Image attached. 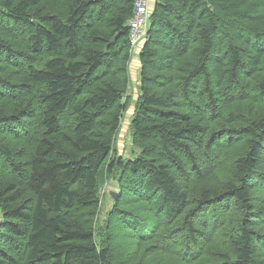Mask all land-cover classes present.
Here are the masks:
<instances>
[{
  "label": "trees",
  "instance_id": "obj_1",
  "mask_svg": "<svg viewBox=\"0 0 264 264\" xmlns=\"http://www.w3.org/2000/svg\"><path fill=\"white\" fill-rule=\"evenodd\" d=\"M39 2L0 0V264H264V0H155L134 158L112 156L134 0ZM105 167L121 194L94 225Z\"/></svg>",
  "mask_w": 264,
  "mask_h": 264
},
{
  "label": "rangeland",
  "instance_id": "obj_2",
  "mask_svg": "<svg viewBox=\"0 0 264 264\" xmlns=\"http://www.w3.org/2000/svg\"><path fill=\"white\" fill-rule=\"evenodd\" d=\"M39 1H40L39 2L40 5H42L45 10H51V11H57L63 8L64 3L66 2V0H39ZM153 1L155 2V0H151V5ZM141 48L139 46L133 49L130 47L129 49L130 59L127 62V68H128L130 81L126 94L123 99V103L126 104V110L123 112L120 123L113 134V151H112L113 157L117 156V157H125V158H134L139 153L138 147L132 141V135H133L132 121L135 115L136 102L140 95L139 51ZM3 103L6 105V107L10 108L9 110H11L14 106L17 105L16 103H14V100H8V99H6ZM34 127L35 124L32 125L30 132L26 137L20 139H11L9 144L13 146L22 147L25 149L29 148L30 146L32 147L33 141L35 139ZM231 145H233L231 153L227 157V162H225L223 165L221 164V168L219 172V175L221 176L219 177H223L227 172H229V174L232 172V163L230 162V160L234 159L235 155L238 154L239 151L241 150V147L244 146V144L239 141L231 143ZM117 178L118 175H116V177H113L108 174L107 167L103 169L100 177L99 188H98V196L99 199L101 200V211H104L105 208L108 207L109 205V201L107 199L108 191L110 189H117V185H118L116 183ZM195 190L196 192L197 191L199 192L201 190V185L196 186ZM120 204L123 207L125 205L123 201L120 202ZM142 207L143 206L139 205L138 203V208H142ZM230 208H231V204L226 206V209H230ZM98 218L100 219V214L97 213V216L93 217L94 225L97 223ZM111 219H113V221H111L110 224L108 225L107 233L111 237H113V239L116 240L115 241L116 243L120 244L118 252L122 256L124 254V251L121 249H130L131 245L129 244L132 242L131 240H128V238L125 236L124 228L122 225L119 224L117 216L113 215ZM217 235L218 237L216 240V244L214 245L220 247V244L223 241V235L220 234ZM118 257L119 256H115V258Z\"/></svg>",
  "mask_w": 264,
  "mask_h": 264
},
{
  "label": "built area",
  "instance_id": "obj_3",
  "mask_svg": "<svg viewBox=\"0 0 264 264\" xmlns=\"http://www.w3.org/2000/svg\"><path fill=\"white\" fill-rule=\"evenodd\" d=\"M150 5V6H149ZM151 16V0H134V15L129 20L130 47L140 48L146 38Z\"/></svg>",
  "mask_w": 264,
  "mask_h": 264
},
{
  "label": "water",
  "instance_id": "obj_4",
  "mask_svg": "<svg viewBox=\"0 0 264 264\" xmlns=\"http://www.w3.org/2000/svg\"><path fill=\"white\" fill-rule=\"evenodd\" d=\"M121 192L119 189H110L108 191V194H107V199L109 201V205L108 207L105 208L104 211H101L100 213V221L102 222V220L104 218H106L110 212V210L112 209L113 205L117 202L119 196H120Z\"/></svg>",
  "mask_w": 264,
  "mask_h": 264
},
{
  "label": "crops",
  "instance_id": "obj_5",
  "mask_svg": "<svg viewBox=\"0 0 264 264\" xmlns=\"http://www.w3.org/2000/svg\"><path fill=\"white\" fill-rule=\"evenodd\" d=\"M153 2H154V1H153ZM153 2H152V5L154 4Z\"/></svg>",
  "mask_w": 264,
  "mask_h": 264
},
{
  "label": "bare ground",
  "instance_id": "obj_6",
  "mask_svg": "<svg viewBox=\"0 0 264 264\" xmlns=\"http://www.w3.org/2000/svg\"><path fill=\"white\" fill-rule=\"evenodd\" d=\"M116 172V171H115ZM115 174V173H114ZM114 188V187H113ZM99 249V248H98Z\"/></svg>",
  "mask_w": 264,
  "mask_h": 264
}]
</instances>
